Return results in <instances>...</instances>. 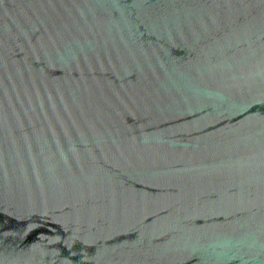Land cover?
Segmentation results:
<instances>
[{"label":"water","instance_id":"1","mask_svg":"<svg viewBox=\"0 0 264 264\" xmlns=\"http://www.w3.org/2000/svg\"><path fill=\"white\" fill-rule=\"evenodd\" d=\"M0 264H264V0H0Z\"/></svg>","mask_w":264,"mask_h":264}]
</instances>
